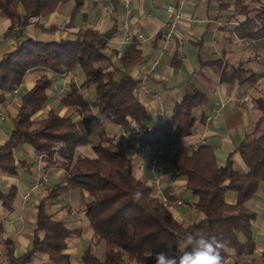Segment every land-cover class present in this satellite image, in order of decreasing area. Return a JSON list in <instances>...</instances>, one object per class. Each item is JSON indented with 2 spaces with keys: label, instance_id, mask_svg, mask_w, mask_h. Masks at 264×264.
I'll return each instance as SVG.
<instances>
[{
  "label": "trees",
  "instance_id": "obj_1",
  "mask_svg": "<svg viewBox=\"0 0 264 264\" xmlns=\"http://www.w3.org/2000/svg\"><path fill=\"white\" fill-rule=\"evenodd\" d=\"M61 1L0 0V15L10 19L5 33L15 30L18 37L23 36L31 17L50 14ZM255 2L257 6L249 7L235 0L237 10L245 14L244 20L233 27L239 39L264 38V3ZM81 5L82 0H74L70 19ZM39 27L49 32L58 29L53 24H39ZM113 30V26L103 32L79 29L70 38L54 41L25 36L0 59V103L7 99L6 92L21 84L29 69L43 70L34 84L20 95L10 134L0 144V172L14 175L18 169L28 166L13 157L14 150L24 144L39 153L47 166L63 167L65 171L63 183L47 188L34 207L29 247L15 255L12 239L0 238L6 264H28L36 254L47 255L49 264H71V255L66 252L67 240L80 235L81 228L66 227L48 208L59 195L74 189L86 191L88 199L83 202L82 210L88 219L91 237L103 241L105 247L102 258L85 247L79 256L80 264H155L153 258H145V252H164L178 257L191 250L184 247V237L196 232L215 237L224 245L220 250L222 264L231 252L235 257L233 264H264V248L257 261L245 258L255 249L252 221L256 216L245 202L254 196L260 183H264V99L255 100L258 115L234 149L247 167L246 171L233 166L232 152L222 165L217 164L214 149L209 144L201 143L190 150L174 149L170 157L171 175L186 179L185 188L195 197L192 206L202 213L200 219L184 224L170 209L173 194L165 191L169 205L154 196L151 181L134 175L131 155L122 150L115 135L102 126L103 122L118 126L130 136L133 146L140 144L148 126L147 111L135 94L140 80L127 71L142 58L138 42L131 38L118 57L120 67L108 70L110 59L102 51ZM176 56L177 51L173 58ZM213 63L220 64V60ZM71 72H79L83 80L78 86L70 82L59 102L77 112L78 119L71 114L59 115L53 109L38 117L36 114L48 99L47 89L53 82L51 73ZM255 77L256 74L238 63L229 68L223 66L220 82L252 83ZM90 87L93 96L87 99L83 89ZM206 103L207 96L202 91L184 94L145 142L154 147L171 136L180 138L191 134L196 121L193 111ZM203 120L201 113L199 121ZM93 136L97 138L94 142L91 141ZM85 144H90L94 156L76 155V147ZM137 190L142 198L134 203L131 197ZM16 191L13 184L6 192L0 189V204L11 210ZM228 192L234 193V203L226 202ZM1 231L0 226V234Z\"/></svg>",
  "mask_w": 264,
  "mask_h": 264
},
{
  "label": "crops",
  "instance_id": "obj_2",
  "mask_svg": "<svg viewBox=\"0 0 264 264\" xmlns=\"http://www.w3.org/2000/svg\"><path fill=\"white\" fill-rule=\"evenodd\" d=\"M240 2L249 7L258 5L255 0H240ZM260 2L264 3V0ZM222 3L226 5L222 6ZM73 5L74 0L61 1L50 14L35 17L32 22H29L23 30L24 35L20 37L17 36L18 32L15 30L5 33L10 25V19L0 15V59L25 36L40 41H54L60 38H70L72 33L79 29L91 28L97 32H103L113 26L112 36L102 51L110 59L108 70L120 67L118 58L120 53L127 48L131 38H135L142 58L127 68V71L132 77L140 80L135 94L147 111L148 126L152 130L171 114L173 105L184 94L196 90L204 92L207 96V103L194 109L193 114L196 121L189 135L180 138L171 136L158 145L150 147L145 141L152 131L145 132L140 142L145 151L140 153L137 151V146L131 145L122 136L121 128L114 125V133L108 131L115 135L118 146L131 155L135 176L146 177L152 184H154V178H157L163 190L173 194V199L182 200L179 194L184 191L190 195V203H185V206H175L172 203L170 207L171 211L172 209L177 210L178 220L186 224L200 219L202 213L192 206L195 197L185 188L186 179L183 176L173 177L171 175L170 157L175 148L183 147L190 150L194 142H201L212 145L217 164L222 165L227 155L232 152L233 166L242 172L247 170L234 149L242 140L246 128L258 115L255 100L264 99V38L248 41L239 39L234 34L233 27L245 18V14L237 10L235 0H128L127 7H124L121 0H82L79 11L70 19ZM176 13L180 15L174 19ZM173 20L177 27V35L173 41H168L164 39L163 31L165 26ZM39 24L43 26L53 24L58 29L49 32L42 30ZM175 51H177V56L173 58ZM214 60H220V64L213 63ZM238 63H242L250 72L256 74L255 81L238 83L235 80L231 84L220 82L223 66L229 68ZM40 69L38 67L29 69L17 87V93L6 92L7 99L0 103V144L10 134L12 117L18 109L20 95L34 84ZM71 73L61 74L63 77L52 82L47 89V104L37 114L42 113L43 117L50 109L59 115L74 112L60 104L59 100L63 95L59 96L56 105L48 103L52 99L50 96L52 88L63 86L66 82V92L70 82L79 85L73 78L71 79L73 76ZM79 78L80 81L83 80L82 75H79ZM83 90L90 94L86 98L91 99L92 87ZM243 96H248L249 100L243 102ZM252 106H254L253 109ZM201 113L204 115L203 121H199ZM74 119H78V115ZM102 126H105L104 122ZM157 147L161 148V153L157 158L155 172L150 173V159ZM75 153L90 157L95 155L90 144L77 146ZM13 157L15 161H25L28 166L18 169L14 175L0 172V179L6 180L0 183L2 191L6 192L11 184L17 187L13 208L8 210L0 204L2 229L0 238H11L15 255H20L30 245L34 227V207L45 195L47 189L43 191L42 188H32L35 168L37 170V166H40L38 173L42 174L44 171L50 181H60L57 185L63 183L65 171L63 167L47 166L40 154L34 152L27 144L18 146L13 152ZM74 190L78 191L76 195H70L71 191L64 193L63 197L61 194L48 208L54 217L62 221L66 227L81 228L80 235L68 238V245L69 241L79 236L81 238L82 235L90 237L92 234L88 219L82 210L83 202L88 199V195L85 190ZM154 193L155 189H152V194ZM78 198L82 199L79 213L75 214L69 206L61 207L66 204L65 202L74 203ZM225 200L228 203H234L235 195L228 192ZM245 206L254 211L256 215L252 221L255 249L252 255L245 257L255 262L264 248V183H260L254 196L245 202ZM103 243L98 241V248L91 250L99 258L104 256ZM71 249L68 247L66 252L71 255L70 261L73 264ZM2 250L0 241V264H6ZM234 261L235 257L231 252L230 257L223 264H233ZM28 264H49V260L45 254H36Z\"/></svg>",
  "mask_w": 264,
  "mask_h": 264
},
{
  "label": "clouds",
  "instance_id": "obj_3",
  "mask_svg": "<svg viewBox=\"0 0 264 264\" xmlns=\"http://www.w3.org/2000/svg\"><path fill=\"white\" fill-rule=\"evenodd\" d=\"M134 203H139L142 198L140 191L132 193ZM130 211V210H129ZM128 212L125 213L127 215ZM184 247L191 248L180 256H170L164 252L153 253L147 251L145 258H153L155 264H222L221 249L224 245L215 237L206 236L200 232L189 233L184 237Z\"/></svg>",
  "mask_w": 264,
  "mask_h": 264
},
{
  "label": "rangeland",
  "instance_id": "obj_4",
  "mask_svg": "<svg viewBox=\"0 0 264 264\" xmlns=\"http://www.w3.org/2000/svg\"><path fill=\"white\" fill-rule=\"evenodd\" d=\"M253 6V5H252ZM254 6H256V5H254ZM43 70L42 69H40V73L42 72ZM39 73V74H40ZM52 74V77H53V81L55 82L58 78H60V77H63L61 74H56V73H51ZM73 76L71 77V79L73 78L78 84H80V78H79V75H81L79 72H72L71 73ZM67 84H66V82H65V84H63V86H57L56 88H52V95H50L51 96V100L48 102L50 105H56L57 104V100H58V98H59V96H62L63 94H64V92H65V86H66ZM67 87V86H66ZM81 87V86H80ZM82 88V87H81ZM83 91H85V90H83ZM85 93H87L85 96L86 97H88V95H90V94H88V92H86L85 91ZM90 98V97H89ZM47 104V102H45L44 103V105L43 106H45ZM66 113V112H65ZM42 113H40V114H37V116L38 117H42ZM71 115L75 118V117H77V115H76V113L75 112H71ZM104 124H105V126H104V128L107 130V131H109V132H111V133H114V128H113V126L114 125H112V124H109V123H107V122H104ZM96 136H93L92 137V141L94 142V141H96ZM37 161H38V158L36 159ZM37 165V164H36ZM38 167H40V166H37V170H36V168H35V174H34V179L35 178H37V180H38V182H40V185L39 186H37L36 188H42V190L44 191V189H46V188H49V187H51V186H55V185H57L60 181H50V179H49V176H47L46 175V173L43 171V173L42 174H39L38 173ZM44 178H46V180H47V183H44L45 181H44ZM6 180H4V179H0V183H3V182H5ZM1 186H2V184H1ZM79 190H82V189H79ZM83 191V190H82ZM75 192V193H74ZM76 192H78V191H71L69 194L71 195H76L77 193ZM229 193H233V192H229ZM87 194V193H86ZM234 194V193H233ZM62 197L64 196V194L63 195H61ZM179 197H181L182 198V200L184 201V203H190V201H191V197H190V195L186 192V191H184V192H182L181 194H179ZM66 204H64V205H62L61 207H71L73 210H74V212H75V214L76 213H79L80 211H81V207H82V199H80V198H78V200H76L74 203H71V202H65ZM172 211H173V214H174V216L176 217L177 216V213H176V211H175V209H172ZM193 219V218H192ZM23 220H25V218H23ZM32 227H33V224H32ZM103 242V241H102ZM104 244V243H103ZM68 247L69 248H72L71 250H72V252H73V256H72V261H73V264H80V260H79V254L81 253V251L84 249V247H89V249L90 250H93V249H96V248H98V241H95L91 236L90 237H88V236H86V237H84V235H82V238L79 236V238H76L75 240H71V241H69V245H68Z\"/></svg>",
  "mask_w": 264,
  "mask_h": 264
},
{
  "label": "built area",
  "instance_id": "obj_5",
  "mask_svg": "<svg viewBox=\"0 0 264 264\" xmlns=\"http://www.w3.org/2000/svg\"><path fill=\"white\" fill-rule=\"evenodd\" d=\"M121 2L124 5V7H127L128 0H121ZM179 15H180V13H176L174 15V19L178 18ZM34 19H35V17H31L29 19V21L32 22ZM124 25H126V23H124ZM163 34H164V39L165 40L173 41L175 39V37L177 35V27L175 25V20H173L170 24L165 26ZM128 37L129 36H127V38ZM10 93L16 94L17 93V88L11 89ZM248 100H249L248 96H243V98H242L243 102H246ZM253 108H254V106H252V109ZM151 131H152V128L150 126H147L146 133H150ZM122 136L126 139V141L131 142L130 136L127 135L124 131H122ZM199 144H201V142H194L192 149H196ZM137 151L140 152V153H144V151H145L144 146H142L140 144L137 145ZM160 153H161V148L157 147L156 150L154 151V153L152 154L151 159H150V163H149V171H150V173H154L155 172L157 158L160 155ZM44 181H45L44 183H47L46 178H44ZM33 182L34 183L32 185V188H36L37 186L40 185V182H38L37 178H35L33 180ZM153 182H154L153 189H155L154 196H156L164 205H169L170 202H169V200L167 198V195L165 194V191L162 188L161 182L157 178H154ZM173 203L176 206H185L186 205L181 199H173Z\"/></svg>",
  "mask_w": 264,
  "mask_h": 264
}]
</instances>
